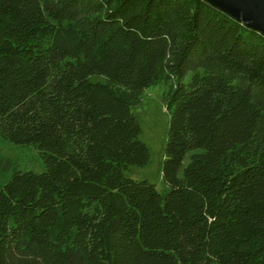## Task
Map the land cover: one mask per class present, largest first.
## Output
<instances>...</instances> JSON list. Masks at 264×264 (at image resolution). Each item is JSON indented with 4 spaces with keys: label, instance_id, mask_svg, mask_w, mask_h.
I'll return each mask as SVG.
<instances>
[{
    "label": "trees",
    "instance_id": "trees-1",
    "mask_svg": "<svg viewBox=\"0 0 264 264\" xmlns=\"http://www.w3.org/2000/svg\"><path fill=\"white\" fill-rule=\"evenodd\" d=\"M0 138L42 164L0 154V264H264V33L205 0H0Z\"/></svg>",
    "mask_w": 264,
    "mask_h": 264
},
{
    "label": "rangeland",
    "instance_id": "rangeland-1",
    "mask_svg": "<svg viewBox=\"0 0 264 264\" xmlns=\"http://www.w3.org/2000/svg\"><path fill=\"white\" fill-rule=\"evenodd\" d=\"M166 89L164 81L146 86L139 97V101L131 106V111L136 116L140 133L139 138L146 144L149 157L144 165H128L123 169L126 176L136 179H147L158 190H163L165 185L161 179V162L164 158L165 130L168 112L165 108L163 93ZM0 154L9 160L11 166L18 169L41 170L42 164L35 149L28 144H14L0 138ZM189 151L184 155L181 167L188 159Z\"/></svg>",
    "mask_w": 264,
    "mask_h": 264
},
{
    "label": "water",
    "instance_id": "water-1",
    "mask_svg": "<svg viewBox=\"0 0 264 264\" xmlns=\"http://www.w3.org/2000/svg\"><path fill=\"white\" fill-rule=\"evenodd\" d=\"M246 26L264 33V0H205Z\"/></svg>",
    "mask_w": 264,
    "mask_h": 264
}]
</instances>
